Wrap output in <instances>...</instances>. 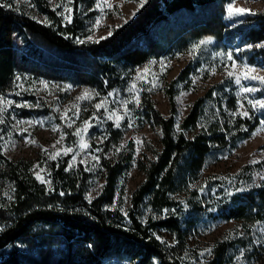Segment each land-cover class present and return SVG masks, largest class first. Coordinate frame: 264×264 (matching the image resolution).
I'll list each match as a JSON object with an SVG mask.
<instances>
[{
	"label": "trees",
	"instance_id": "trees-1",
	"mask_svg": "<svg viewBox=\"0 0 264 264\" xmlns=\"http://www.w3.org/2000/svg\"><path fill=\"white\" fill-rule=\"evenodd\" d=\"M29 1L43 20L12 0H6L11 7H0L2 94L17 90L20 81L39 79L69 82L103 95L123 93L137 67L188 52L192 58L165 87L169 116L154 107L144 80L139 83V105L128 104L134 123L148 119L159 126L161 136L159 149L146 145L154 158L137 160L144 179L131 192L127 215L112 205L118 178L133 159L131 140L112 158L99 157L104 182L91 199L85 196L91 172L81 160L71 163L69 154L46 160L52 183L42 184L33 160L6 156L0 143V264H225L231 241L214 243L208 259L194 262L185 257L186 236L205 215L215 221H264V181L254 185V173L264 168V158L243 164L230 181L204 180L202 170L213 157L248 137L259 118L264 121V109L260 115L243 117L232 80L222 79L191 102L178 130L176 95L188 88L189 75L207 77L206 68L197 67L211 63V50L221 52L236 36L238 45L264 39V12L254 15L252 24L229 29L224 15L232 0H145L109 38L96 43L85 39L94 0ZM61 3L72 10L70 23L58 14ZM260 54L264 59V48ZM248 60L254 62L253 56ZM20 111L28 113L24 107ZM39 111L50 110L43 105ZM100 123V145L107 149L121 138L124 125L116 127L105 116ZM156 230L170 232L174 242L160 241Z\"/></svg>",
	"mask_w": 264,
	"mask_h": 264
},
{
	"label": "rangeland",
	"instance_id": "rangeland-1",
	"mask_svg": "<svg viewBox=\"0 0 264 264\" xmlns=\"http://www.w3.org/2000/svg\"><path fill=\"white\" fill-rule=\"evenodd\" d=\"M54 2V0H50ZM13 4L21 8V10L31 14L39 20H43L29 0H12ZM103 2V0H102ZM107 3L112 7H104L103 12L96 7L97 0H94V13L87 19V28L89 34L85 37L88 39L90 35L93 40L107 35L108 31L129 20L140 6L139 0H107ZM232 4L234 8L250 9L252 13L264 12V0H232L226 5L225 21L229 29H234L246 26L253 23V16L256 14H244L243 16L228 17L227 8ZM102 17V19H100ZM97 19H100L99 25H96ZM238 36L233 41L224 46L221 52L211 50L207 53L211 63L206 66L204 62L198 65L197 70L206 68L207 77H200V74L189 75L188 88H180L176 95L177 111L174 114L175 126L179 124L184 115L187 113L191 102L202 95L207 88L212 84L222 80L230 79L234 84V93L237 95L238 112L248 111L249 114L260 115L262 109H252L248 104V100L264 99V85L258 81L244 80L241 78V84L247 87L259 89L253 93H242L240 87L235 83V77H229L228 72L234 71L239 74V68L247 64L256 68L258 71L254 75L264 76V59L260 54L258 45L264 44V39L256 42H248L243 45L237 44ZM231 53L232 60L227 59V55ZM253 56L254 62H249L248 57ZM192 53L176 54L174 56H164L157 60H152L147 64L137 67L134 70V78L132 82L127 85L123 93L107 92L104 95L95 93L80 85L67 83L48 82L44 79L33 80L26 83L20 81L17 90L8 94L0 93L5 100H12V105H0L5 110L0 113L3 118V123H0V143L3 152L6 156L17 158H28L33 160V171L36 175L39 173L46 180V160H50L49 154L61 150L60 155H63V148H72L73 152L69 153L70 162L74 163L78 159L83 160L87 169L91 172L90 181L92 185L86 191V198H93L101 190L104 182L103 171L99 160H94L93 157L103 156L106 159L112 158L115 152L122 150L125 145L131 140L134 145L133 159L130 161L128 167L122 172L117 181V192L115 195L112 208L118 207L122 212H126L130 206V197L133 189L144 179L143 172L137 167V160H147V158H154V155L146 147L150 144L159 149L160 147V128L152 121L144 119L142 123H134V119L129 109V115H124L121 101L130 99L133 93L138 94L140 89V82L145 81L149 87L147 89L150 98L153 101L154 107L160 111L164 116L170 115L169 102L165 93L167 83L176 77L181 69L191 60ZM235 61L238 66L237 69H232L231 64ZM149 68V73L136 80L138 72ZM212 69H215L213 74ZM195 81V82H193ZM43 82V83H41ZM135 83L136 89L129 92L131 85ZM47 87H46V86ZM85 90L91 93L90 96L84 100H77L76 98L83 95ZM18 93V94H17ZM25 93L32 94L26 95ZM112 93L113 95H109ZM107 98L106 107L109 111H117L118 115L124 116L120 125H124L121 138L113 142L110 147L104 149L100 145L102 140V131L100 130L101 116H107L108 113L102 108L97 111L94 108L96 103L101 99ZM20 105V106H17ZM49 108V113H44L41 110L42 106ZM76 105L77 107H73ZM243 105V107H241ZM24 107L28 113H22L20 108ZM38 108L35 112L33 109ZM67 111L64 119H61V114ZM79 111V119L73 115ZM98 113L102 114L101 116ZM86 114V115H84ZM99 117L92 121V127L88 129L85 136V143L89 146L86 150H81L78 144V137L72 135L77 127L82 125L83 120L91 118L93 115ZM71 119L74 121L73 127H67V121ZM126 120V121H125ZM132 122V127H129V122ZM27 121H32L29 125ZM114 122V120H111ZM262 118H259V124L251 132V134L239 140L236 145L223 153L216 155L206 163L203 167V179L207 177L210 180H226L230 181L233 174L237 172L245 163L253 164V161L260 162L264 158V123ZM98 123V124H97ZM115 124V123H114ZM56 127L59 131H53ZM64 133L65 138L60 144L52 145L60 138V134ZM35 141V143H32ZM141 141V143H136ZM47 149V152L43 151ZM100 149V151H96ZM59 155V156H60ZM75 155V161L73 156ZM39 165L38 167H34ZM264 181V168L256 170L254 173V185H259ZM193 183L190 187L197 185ZM229 186H231L228 183ZM199 187V192H201ZM204 209L205 206H204ZM149 209L144 208V216L148 214ZM156 237L165 244H172L174 242L173 235L166 230H156L154 232ZM227 237V239H226ZM221 240L232 242L231 257L225 264H264V221L261 222H243L238 219H229L226 221H215L208 216H203L186 236L185 257L194 262H201L208 259L206 250L211 249L214 243ZM10 245L6 246L2 253H6ZM205 252L201 256V252ZM150 264H157L153 260Z\"/></svg>",
	"mask_w": 264,
	"mask_h": 264
},
{
	"label": "snow or ice",
	"instance_id": "snow-or-ice-1",
	"mask_svg": "<svg viewBox=\"0 0 264 264\" xmlns=\"http://www.w3.org/2000/svg\"><path fill=\"white\" fill-rule=\"evenodd\" d=\"M69 3H71V0H68ZM145 2V0H139V3H140V6L142 7L143 6V3ZM0 7H11L10 4H8L6 2V0H0ZM57 7H61L63 8V11L58 13L59 15H61L64 19V21L70 23L71 22V16H70V13H71V8H69L67 6V4H58ZM96 7L98 9H100L102 12H103V9L104 7H112L110 4L107 3V0H97V4H96ZM16 10H19V9H16ZM65 13H69L68 15H66ZM227 13H228V17L229 18H233L234 16H243L244 14L248 13V14H256V13H252L250 9H244V8H234V6L232 4H229L228 8H227ZM102 19V17L100 18ZM100 19H97L96 21V25H99L100 23ZM38 23L40 21H37ZM46 25L50 26L49 22L47 21V19H45L43 21ZM112 35V31L111 29L108 31L107 35L105 36H102V37H99L98 39L96 40H93V36L90 35L88 37L89 40H93V42H100V40H103V39H107L109 38L110 36ZM79 43H83L84 41H78ZM208 41H201L200 43L203 44V43H207ZM258 47H264V44H261V45H258ZM193 51H195V47L193 48ZM227 59L228 60H232V55L231 53H229L227 55ZM237 65L235 63V61H233V63L231 64V68L232 69H237ZM213 71V74H215V69H212ZM258 70L254 67H251L247 64H244L242 65L240 68H239V74H235L234 71H229L228 72V76L229 77H235V83L238 85V86H241L240 87V91L242 93H253V92H256L258 91L259 89L257 88H253V87H247V86H243L241 84V78H243L244 80H253V81H258L260 84L264 85V76H258V75H254V73H256ZM149 73V68H145L143 69L142 72H138L137 76L135 77L136 80H140L142 79L143 76L147 75ZM17 80H20V77L17 76L16 77ZM195 82V81H193ZM43 83V82H41ZM46 86V85H45ZM18 87H21V85H18ZM47 87V86H46ZM133 89H136V84L133 83L131 85V88L129 89V92H132ZM18 94V93H17ZM91 93H89L88 90H85V93L79 97H77L76 99L77 100H84L86 97L90 96ZM109 95H113L112 93H109ZM134 102L136 105H139L140 103V100H139V95L136 94V93H133V95L131 96L130 99H124L121 101V104L123 106V110H124V115L125 116H128L129 115V109L127 107V105L129 103H132ZM248 104L251 106L252 109H264V99H258V100H252V99H249L248 101ZM108 101H107V98H103L101 99V101L99 103H96L94 105V108L97 110V111H100L102 108L104 109V111L106 113H108V115L106 116V119H109V120H114V123H115V126L116 127H120V122L121 120L124 118V116H121V115H118L117 114V111L113 110V111H109V109L106 107ZM13 104V101L8 99V100H5V98L3 96H0V105H12ZM17 106H20V105H17ZM73 107H77L76 105H73ZM241 107H243V105H241ZM5 110L4 107H0V113H2L3 111ZM67 109L64 111V113L61 114V119H64V117L67 115ZM76 119H79V111L75 112L73 114ZM241 115L243 117H249V112L248 111H243L241 113ZM99 119V117H97L95 114L89 118V119H85L83 120L82 122V125L80 127H77L75 129V131L72 133V135L78 137V144H79V148L81 150H86L89 146L85 143V136L87 135V132H88V129L90 127H92V121L93 120H97ZM3 118L0 117V123H3ZM27 123L29 125L32 124V121H27ZM262 123H264V121H262ZM73 124H74V121L69 119L67 121V127L71 128L73 127ZM129 127H132V122L130 120L129 124H128ZM177 128L179 130V126L177 125ZM53 131H59L58 128L54 127L52 129ZM65 138V135L64 133H61L60 134V138L55 142V144L52 145L53 148L56 147V144H60ZM32 143H35V141H32ZM136 143H141V141H136ZM63 153L65 155L73 152V149L72 148H63ZM43 151L47 152V149H43ZM96 151H100V149H96ZM60 152L61 150H57L55 153H51L49 154V158L50 159H56L57 156L60 155ZM94 160H99V157H96L94 156L93 157ZM73 161H75V155L73 156ZM81 163H84L83 160L80 161ZM258 161H253V163H257ZM39 165H36L34 167H38ZM69 167H71V165H69ZM68 169H66L67 171ZM50 175V174H49ZM36 179L38 181H40L42 184H51V180H46L43 176H41L39 173L36 174ZM61 195H64L63 192L60 193ZM9 199H11V197H9ZM90 199V198H89ZM125 215H127L125 213ZM2 230V229H0ZM157 239H159V237H157ZM227 239V237H226ZM207 254L208 255H211L212 253V249H207L206 250ZM201 256H204L205 255V252H201L200 253Z\"/></svg>",
	"mask_w": 264,
	"mask_h": 264
}]
</instances>
